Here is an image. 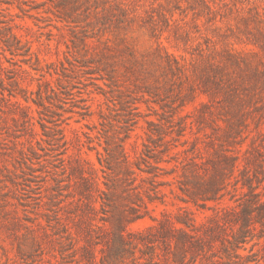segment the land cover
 Here are the masks:
<instances>
[{"label":"rangeland","instance_id":"1","mask_svg":"<svg viewBox=\"0 0 264 264\" xmlns=\"http://www.w3.org/2000/svg\"><path fill=\"white\" fill-rule=\"evenodd\" d=\"M258 199L264 0H0V264H264Z\"/></svg>","mask_w":264,"mask_h":264},{"label":"trees","instance_id":"2","mask_svg":"<svg viewBox=\"0 0 264 264\" xmlns=\"http://www.w3.org/2000/svg\"><path fill=\"white\" fill-rule=\"evenodd\" d=\"M6 47L9 49V51H13V48L16 46L11 45L9 42H7ZM18 49V48H16ZM229 160V159H228ZM230 161H232V173L239 167L238 166V158H231ZM245 185V184H244ZM250 189L253 191V196L254 198H259L261 197L260 194L254 193L255 188L253 186H249ZM215 199V198H210ZM255 203V204H254ZM259 203L257 206H253ZM243 222L240 225V230L242 233H246L251 229L252 226L255 225V223H260L262 226H264V202H261L260 199L258 201H254L252 203H249V205H245L243 208ZM245 241V240H242ZM243 243V242H242Z\"/></svg>","mask_w":264,"mask_h":264}]
</instances>
